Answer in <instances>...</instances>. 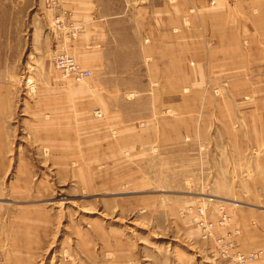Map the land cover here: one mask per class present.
Returning <instances> with one entry per match:
<instances>
[{"label": "rangeland", "instance_id": "374dc122", "mask_svg": "<svg viewBox=\"0 0 264 264\" xmlns=\"http://www.w3.org/2000/svg\"><path fill=\"white\" fill-rule=\"evenodd\" d=\"M204 1L170 0L183 107L177 140L174 122L163 121L172 116L157 111L172 97H155V63L143 59L141 44L151 35L143 37L135 18L142 12L146 26L167 0H0V264H237L219 256L216 241L238 252L229 207L242 205L247 190L226 188V170L241 159L213 136L224 114L238 129L241 110L214 104L253 93L238 90L245 82L236 77L212 74L202 59V42L212 36L200 8H215V0ZM238 38L249 64L248 36ZM60 53L90 71L95 62L101 85L116 63L119 75L129 72L122 90L138 96L118 108L127 113L121 125L135 130H114L112 110L93 104V78L64 77L55 66ZM252 63L264 68L262 59ZM254 94L264 99L263 86ZM223 207L230 220L220 225ZM202 213L216 224L205 239L197 228Z\"/></svg>", "mask_w": 264, "mask_h": 264}, {"label": "crops", "instance_id": "0c3cea01", "mask_svg": "<svg viewBox=\"0 0 264 264\" xmlns=\"http://www.w3.org/2000/svg\"><path fill=\"white\" fill-rule=\"evenodd\" d=\"M214 2V9L200 8L201 20L209 36H212L202 42V59L208 63L212 74L218 73L220 77L227 78L236 77L239 85L245 82L244 88L237 87L238 90L245 89L253 93L245 101H234L231 103L222 101L214 104L215 110L216 108L233 109L235 105L237 109L241 110L238 112L239 116L237 117V120H239L238 129L234 130L229 124V114L219 116L220 119H216L219 125L217 127L214 125L216 127V133L213 136L214 142L218 139L225 141L230 157L241 159L240 165L236 164L234 165L235 167H231V173L228 169L226 170L228 175L226 188L229 190L231 188L235 189V186L238 185L247 190L244 195L240 196L243 199H239L242 205L235 206L231 203V207H229L230 215L233 217L230 228L240 230L238 236L235 237L237 251L244 254L260 253L254 259V262L248 264H264V151L262 150L264 140V99L257 98V96L254 97V93L260 91L261 86L264 88V79L259 78L260 75H264V68L253 67L252 63L253 61H259V59L264 60V0H215ZM167 3L162 8H153L151 15L148 16L147 27L144 25V22H146L145 18L143 16L139 18L142 12L138 11L135 18L136 28H138V20L141 19L139 20V23H141L139 25L141 26L143 37L151 35V38H147L148 40L146 38L145 40L143 39L144 43L141 44V49L144 54L143 59L147 61V58L148 60L152 58L150 64L155 63L150 66L153 69V73L150 76L155 81L152 84L155 88L152 92L155 93V97H172L171 104L158 105L157 111L168 112L172 116V120L164 119L163 121L164 123L174 122L175 138L178 140L182 135L181 119L183 107L180 102L182 94L180 91L181 77L179 75L177 54L178 44H176V13L174 12V7L170 5V0H167ZM204 5H206V0ZM247 12H258V14L249 16ZM241 14L246 17L240 18ZM234 15H236V18L233 17ZM240 34L248 36V42L253 49L249 64L246 57L242 56L241 58L240 47L242 43L238 38ZM129 48V45L128 47L124 45L122 52H129ZM135 48H139V46ZM147 48L148 54L146 53ZM127 58L128 56L125 54L123 61H126ZM94 65L95 62H92L91 78H93V82L91 84V93L94 106L101 108V104H104L106 108L109 107L112 110L109 116L113 118L111 123L114 124V130L118 133L125 130H135L134 124L132 127L121 125L122 118L127 113L118 108L121 100H127V102L129 101L128 103H132L138 96L136 92L134 94L131 92L130 94L131 90H122L121 79L128 75L129 72L123 70L122 74L119 75L117 70L122 69H119V65L116 63L111 69L114 72L104 75V79L108 78V80L101 85L99 81L95 82ZM123 65L124 68H130L126 64ZM249 76L253 77V79L249 81L242 80V78H249ZM109 77L113 78L110 79ZM146 93L148 94L147 91ZM128 95L132 97L129 98ZM196 108L198 107L195 106ZM141 121L146 122L145 120ZM228 124L230 130L228 129ZM251 141H255V146L250 147ZM258 141L260 142L258 143ZM252 156H256L255 162L253 160L252 162L245 160V158ZM236 169H240L239 173H242V175H236L233 178ZM230 175L232 176L231 179ZM218 232L221 234L223 231Z\"/></svg>", "mask_w": 264, "mask_h": 264}, {"label": "built area", "instance_id": "2783aa9c", "mask_svg": "<svg viewBox=\"0 0 264 264\" xmlns=\"http://www.w3.org/2000/svg\"><path fill=\"white\" fill-rule=\"evenodd\" d=\"M55 59H56L55 61L56 69L62 72L64 77L72 79L75 83L81 82L91 77V71L88 69L81 68L79 64L75 62L74 59L68 54L60 53L54 58V60ZM95 116L97 118L102 117L101 113L99 112H96ZM209 200H212V199H209ZM202 210L203 208L200 209V211ZM219 213L223 215L221 221L219 222L220 225H222L223 221L230 220V217L227 218V215H224V207L220 208ZM200 216H202L203 218H201L197 222V228H198V231H202L203 235L201 234V236L205 239L207 236H211L212 234L211 230L214 229L216 224L214 222L206 221L204 218L205 216H203V213L200 214ZM216 243H217L216 247H217L219 256H221V258L223 257L228 258L230 262H235L237 264H248L250 262H254V259H256L258 255H260V253L244 254L240 251H238L237 253L231 254L230 251L233 248L231 244L230 246V245H226L225 243L222 244L219 241H216Z\"/></svg>", "mask_w": 264, "mask_h": 264}, {"label": "bare ground", "instance_id": "6f19581e", "mask_svg": "<svg viewBox=\"0 0 264 264\" xmlns=\"http://www.w3.org/2000/svg\"><path fill=\"white\" fill-rule=\"evenodd\" d=\"M89 79V78H88Z\"/></svg>", "mask_w": 264, "mask_h": 264}]
</instances>
